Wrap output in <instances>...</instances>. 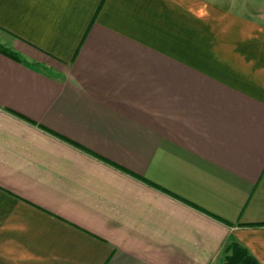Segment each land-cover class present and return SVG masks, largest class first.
<instances>
[{
	"label": "crops",
	"instance_id": "crops-1",
	"mask_svg": "<svg viewBox=\"0 0 264 264\" xmlns=\"http://www.w3.org/2000/svg\"><path fill=\"white\" fill-rule=\"evenodd\" d=\"M0 36V264H264V0H0Z\"/></svg>",
	"mask_w": 264,
	"mask_h": 264
},
{
	"label": "trees",
	"instance_id": "trees-1",
	"mask_svg": "<svg viewBox=\"0 0 264 264\" xmlns=\"http://www.w3.org/2000/svg\"><path fill=\"white\" fill-rule=\"evenodd\" d=\"M2 51V50H1ZM3 52L6 53L7 51ZM9 55V54H8ZM11 57H13L10 54ZM219 264H260L258 260L241 244L235 240L227 243L222 250V260Z\"/></svg>",
	"mask_w": 264,
	"mask_h": 264
},
{
	"label": "rangeland",
	"instance_id": "rangeland-1",
	"mask_svg": "<svg viewBox=\"0 0 264 264\" xmlns=\"http://www.w3.org/2000/svg\"><path fill=\"white\" fill-rule=\"evenodd\" d=\"M0 39H3V36H0ZM0 43H2L1 40H0Z\"/></svg>",
	"mask_w": 264,
	"mask_h": 264
}]
</instances>
